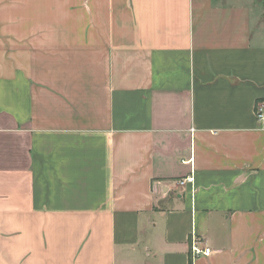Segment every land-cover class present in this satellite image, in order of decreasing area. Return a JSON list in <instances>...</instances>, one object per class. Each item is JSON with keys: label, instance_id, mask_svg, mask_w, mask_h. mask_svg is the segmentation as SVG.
I'll use <instances>...</instances> for the list:
<instances>
[{"label": "crops", "instance_id": "1", "mask_svg": "<svg viewBox=\"0 0 264 264\" xmlns=\"http://www.w3.org/2000/svg\"><path fill=\"white\" fill-rule=\"evenodd\" d=\"M257 102L264 0H0V264H264Z\"/></svg>", "mask_w": 264, "mask_h": 264}, {"label": "built area", "instance_id": "2", "mask_svg": "<svg viewBox=\"0 0 264 264\" xmlns=\"http://www.w3.org/2000/svg\"><path fill=\"white\" fill-rule=\"evenodd\" d=\"M264 104L262 102H257L255 105V115L257 119L261 120L263 118ZM194 177L189 174L183 178L177 179L175 181L178 185H184L185 183H193ZM211 253L210 247L203 246L200 240L195 236L194 233L190 235V256L193 261L198 256H208Z\"/></svg>", "mask_w": 264, "mask_h": 264}]
</instances>
